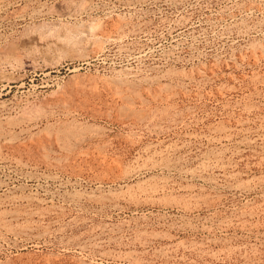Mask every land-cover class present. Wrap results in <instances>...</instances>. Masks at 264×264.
<instances>
[{
  "label": "rangeland",
  "instance_id": "rangeland-1",
  "mask_svg": "<svg viewBox=\"0 0 264 264\" xmlns=\"http://www.w3.org/2000/svg\"><path fill=\"white\" fill-rule=\"evenodd\" d=\"M0 130V264H264V0H0Z\"/></svg>",
  "mask_w": 264,
  "mask_h": 264
},
{
  "label": "bare ground",
  "instance_id": "bare-ground-1",
  "mask_svg": "<svg viewBox=\"0 0 264 264\" xmlns=\"http://www.w3.org/2000/svg\"><path fill=\"white\" fill-rule=\"evenodd\" d=\"M81 6H82V5H81ZM22 8H23V7H22ZM98 17H99V16H98ZM87 25H88V24H87ZM87 25H86V26H87ZM95 28H96V27H95ZM97 28H98V27H97ZM86 31L89 32L92 36H94V35L96 34V32H95V31L93 30V28H91V27H88V28L86 29ZM86 31H84V32H86ZM74 33H79V34H80V30H78V31L76 30ZM72 34H73V33H72ZM79 34H78V36H79ZM67 36H68V35H67ZM69 36H70V35H69ZM72 37H73V36H72ZM96 38H97V37H96ZM91 39H92V38H91ZM71 40H72V39H70V38H69L67 41H65V39H64L63 42L65 41L68 45H69V44H72V45H74V46H75V44H76V45L79 44V42H78L79 40H78V41H76V39H75V40H72V41H71ZM93 41H95V40H93ZM93 41H91V43L89 44L90 47H95V43H96L98 40L95 41V42H93ZM67 44H66V45H67ZM64 45H65V44H64ZM80 45H81V44H80ZM80 45H79V46H80ZM69 47H70V46H69ZM98 47H99V45H98ZM98 47H97V48H98ZM85 51H86V50H85ZM133 95H134V94H133ZM148 95H149V94H148ZM134 96H135V95H134ZM128 109H129V108H128ZM151 111H152V110H151ZM127 113H128V111H127ZM129 113H130V112H129ZM140 114H141V113H140ZM140 114L137 115V114H134V113H130V114H125V115L130 116V117H134L136 121L140 122V121H143V118H144V117H143L142 115H140ZM123 115H124V114H123ZM144 115H145V114H144ZM144 119H145V118H144ZM145 120H146V119H145ZM140 123H141V122H140ZM2 127H3V126H2ZM66 127H67V126H66ZM69 128H70V127H69ZM72 129H73V128H72ZM3 130H4V129H3ZM70 130H71V129H70ZM0 131H1V130H0ZM4 131H5V130H4ZM73 131H74V130H73ZM73 131L71 130L70 132H64L65 134H62L61 131H60V133L62 134V136H60V140H61L62 142H66V140H68V136H70V135H71L70 137H72V136H73V138L76 137V140H78L79 138H77V137H79L80 135H79V136L75 135L76 132L74 131V132H75V134H74ZM78 131H80V130H78ZM80 134H81V133H80ZM57 136H58V134H57ZM101 137H102V136H101ZM0 138H2V137H1V134H0ZM81 138H82V137H81ZM57 139H58V138H57ZM1 140H2V139H1ZM9 141H10V140H9ZM49 146H50V145H49ZM69 146H70V145H69ZM113 162H114V161H113ZM203 168H204V167H203ZM192 171H193V170H192ZM110 193H111V192H110ZM114 193H115V192H114ZM33 227H34V226H33ZM25 228H27V227H25ZM32 230H33V229H32ZM24 232H25V230H22V231H21V233H24ZM25 233H26V232H25ZM25 233H24V234H25ZM27 235H28V234H27ZM46 262H47V261H46Z\"/></svg>",
  "mask_w": 264,
  "mask_h": 264
}]
</instances>
